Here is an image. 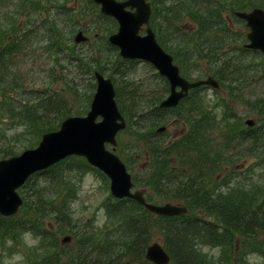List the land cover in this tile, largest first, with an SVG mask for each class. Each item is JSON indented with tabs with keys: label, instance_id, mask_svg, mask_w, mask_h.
<instances>
[{
	"label": "trees",
	"instance_id": "trees-1",
	"mask_svg": "<svg viewBox=\"0 0 264 264\" xmlns=\"http://www.w3.org/2000/svg\"><path fill=\"white\" fill-rule=\"evenodd\" d=\"M30 1L33 9L48 10L51 6V4L47 6V2L40 5V0ZM92 1L87 0L84 5L93 3ZM194 1H199L200 4L209 2L208 10L196 5H188V0H170V3L162 0L163 3H167L163 6L166 13L163 17L160 18L159 15L156 18V15L160 14L158 4L155 0H150L153 6V15L150 19L152 18L154 31L159 36L157 38L162 46L173 55L182 74L194 75L196 72L193 69H199V73L205 71L206 75H214L219 81V86L213 87L214 92L217 93L221 87H225L231 100L211 104L206 96L208 84L198 85L190 89L176 106L156 108L159 114L177 110L175 114L180 115L184 124L181 133L167 142L155 137V134L149 137H154L152 140L145 141V151L150 157L151 164L149 176L144 181L149 188L148 193L156 197V200H180L187 206V212L170 216L158 215L133 198L113 197V200L106 205L105 214L108 216V223L104 224L103 231L97 233L98 235H94L92 229L83 231L88 236H79L76 231L69 232V235L75 238V249L71 259L60 264H90L87 256L90 255L92 248L98 252L99 256L95 257L97 260L91 257L95 264H155L144 255L147 245L151 243L155 234L161 236L162 245L170 256L168 264H216L217 261L219 264H227L225 257L222 260L221 256L217 260L213 253L204 250L203 245L215 247L222 243L229 246L234 244V240L238 243L234 245L235 248L229 246L231 253L227 256L230 260L232 259L230 264H239L238 262L243 261L246 253L255 250L261 252L264 264V246H261L264 242L261 243L257 238L261 236L259 232L264 231V207L257 202L259 194L264 191V87L260 90L255 88L257 80L264 83V53L259 49L246 46L245 33L225 25L226 19L219 8L221 4L222 8L226 7L225 4L228 2L231 9H248L253 6H264V0ZM68 10L70 13L73 8L68 7L65 11ZM172 17H175L174 22ZM184 18H186L184 21L187 20L188 23L176 24V21ZM41 20V28L45 25L52 33L53 30L62 33L61 40L59 36L55 40L54 34L47 38L43 30L42 33H38V37L42 38L40 45L43 43L42 47L46 49L47 54L54 56L55 65L61 66L62 61L70 62L75 58L80 60L77 53L65 50L62 44V39L65 37L61 24L72 29H75L73 28L75 25L58 21L55 16L49 19L50 21L48 18ZM111 20V26H113L115 18ZM32 27H30L29 35L17 31L18 25H16L13 28L16 32L9 36L8 43L5 45L0 43V92L7 98V103L14 101L13 107H4L5 110H10L8 111L10 118L20 119L15 110V107H20V113L25 115L24 117L20 114L23 120L36 132L42 133L58 128L61 120L69 115L71 107L63 92H49L41 95L38 97L37 105L29 101L31 95L26 96L27 98L22 97L27 90L17 95L20 100L13 94L8 95L11 90L5 92L7 88L14 90L23 87V77L9 70L13 69L11 52L22 47L21 41L37 37L35 31L39 28ZM82 28L84 31L87 30V27ZM162 28L164 32H176L177 40L175 41L171 36L168 40L170 43L166 39H161ZM79 29L81 28L77 30ZM184 42L185 45H183ZM198 61L205 63V66ZM96 69L102 70L98 67ZM93 77L94 70L87 78L89 83ZM72 83L67 88H71L74 92L79 86L77 85V89L74 90ZM31 91L33 90H28L25 94H30ZM117 96L120 98L118 93ZM218 98L219 96L216 100ZM121 101L123 105L124 101L122 99ZM234 102H240L246 109L253 112L256 119L251 118L255 122L248 125L244 121L245 118L233 108ZM16 103L21 105L18 106ZM1 104L0 102V106ZM121 107L128 115L126 104ZM137 114H139L137 116H143L140 111ZM229 148H233L231 152ZM237 158L252 160L246 168L247 171L236 173L234 168L240 169L236 163L234 168L226 173V178L217 182L219 185L215 187V190L206 188L205 180H213L215 173L218 176L221 164L233 163ZM88 165L90 164L82 156L70 155L47 168L31 173L18 188L23 197V202L18 209L22 214L0 215L3 221L7 222V228L11 231H15V228L38 230L44 235L41 231L44 224L43 217L51 213L57 224L72 231L73 209L70 200L76 196L77 187L75 191L66 187V191L63 192L59 189L58 183L63 176L73 178L67 176L72 172L82 177L87 172ZM91 167L103 173L98 168ZM41 177L50 181L51 183L48 182L50 185L40 184ZM132 179L134 180V175ZM25 187L33 191L30 194L31 201H29V195L23 193ZM52 191L55 193L54 197L51 195ZM150 195L148 200L152 199ZM145 196L147 198L148 194L146 193ZM254 200L257 202L255 205ZM190 212L201 214L192 213L191 215ZM25 214L28 218L24 216ZM207 216L211 217L207 219ZM29 221L30 225L23 227L22 223ZM156 227L160 230L154 234ZM51 241L57 248L59 242L57 238L52 237ZM87 248L90 249L88 253ZM84 251L85 255H82ZM50 258L55 264L59 255L55 251Z\"/></svg>",
	"mask_w": 264,
	"mask_h": 264
},
{
	"label": "rangeland",
	"instance_id": "rangeland-1",
	"mask_svg": "<svg viewBox=\"0 0 264 264\" xmlns=\"http://www.w3.org/2000/svg\"><path fill=\"white\" fill-rule=\"evenodd\" d=\"M160 1L155 0V3L158 4V9L160 11V14H157L156 18H158L159 15L160 18L165 15L166 12L164 11L163 6L164 4L167 5V3H170V0H167V3H163L162 0ZM46 2L47 6L51 4L48 10L43 8L33 9L30 6V0L0 1V43H2V45L7 44L9 36L15 34L16 31L13 28L16 25H18L17 31L20 33H28L29 35L31 26H33L32 28H39L38 31H35V35L37 36L36 38L32 37L31 40L28 39L27 41H21L22 43L20 46L22 47L11 52L13 69L9 70L18 74L20 77H23V87H19L14 90H12V88H7L5 92L11 90L9 91L10 93H8V95L10 96L13 94V96L18 97L17 95L23 93V91L33 90L30 94H25L27 92L26 91L22 94V97H28L31 95L29 101L32 102V104L37 105L38 97L41 95H45L49 92L62 91L65 98L67 99L69 107H71L70 111L68 112L69 115L84 114L89 108L90 100L96 86L95 77L92 78L90 83L87 78L88 76H91V72H93L96 67L102 69L100 71H102L106 76L108 75L115 85L116 94L118 93L120 96V98L118 96L116 97L115 94V98L117 100L118 107L126 117L125 120L127 122L125 127L117 133L115 152L118 153L124 160L131 176L134 175L135 187L143 189L144 193L148 194V199L150 195L148 193L149 188L146 186V184H144V181L147 179V176H149V167L151 164L149 161L150 157H148L144 152L146 145L145 141L146 139L152 140L154 137H149L155 134V137H159L163 141L167 142L172 139L173 136L180 134L184 127L183 120L181 119L180 115L175 114L177 110L167 111L165 114H159L156 111L155 106H157V104L168 95V80L164 76L160 75L152 64L145 60L139 58L130 59L121 57L118 47L111 44L106 38L110 31H113L117 28V21L115 20V24L111 26V18L113 19V17L101 13L98 4L94 1H92L93 3H88L87 5H84L87 0H40L39 3L40 5H44ZM208 3L200 4L199 1L197 2L194 0H188V5H196L197 7L205 10H208ZM27 5H29V7H27ZM225 6L226 7L222 8L223 5L221 4L219 7L222 15L226 19L225 25L233 27V29L237 30L238 32L243 31L244 33H247L249 31V27L246 22L234 14V9H231V6L228 2L225 4ZM68 7L73 8L70 13L69 10L65 11L68 9ZM262 7L264 8V6ZM46 15L48 20L55 16L56 20L58 21H62L67 25H75L73 27L75 29H72L66 28L61 24L65 37V39H62V44L65 50L77 53L80 60L75 58L70 60V62L62 61L61 66L55 65L53 61L54 56L47 54L46 49L42 47L43 43L40 45L42 38L38 37V33H42L43 30L47 38L54 34L53 38L55 40L57 36H59L61 40L62 33H58L54 30L52 33L45 25L43 26L44 29L43 27H40L42 24L41 19H47ZM152 15L153 6L151 16ZM170 15L172 14L170 13ZM172 18L174 22L175 17ZM151 19V27L154 30ZM185 19L186 18L181 19V21H176V24L183 25L185 22L188 23L187 20L184 21ZM82 27H87L85 34L88 36V40L85 42L73 41V36L75 35L77 29ZM170 32H172V34H170ZM170 32H164V28H162V31L160 30V38L166 39L168 41L170 39L169 36H171L176 41L177 33L174 31ZM102 35L105 36V38L102 37ZM157 37L159 38L158 35ZM24 44L25 46L23 47ZM183 45H185V42ZM201 61L203 60L201 59ZM201 61H198V63H200L202 66H205V63ZM107 62L108 71L106 69ZM193 70H195L196 74L192 75L190 73L189 75L185 73L183 75L190 79L204 78L207 76L205 71L203 73H199V69ZM209 75L216 78L212 74ZM70 83H72L71 85L74 90L77 89V85L79 88L72 92L71 88H67ZM211 85L212 84L206 85V96L208 97L207 100L211 104L223 100H231L225 87H221L216 93L212 87L213 85ZM263 87L264 83H262L261 80H257L255 86L256 90H260ZM1 93L2 92H0V102L2 103V106H0V158H3L12 154L20 153L23 149L36 145L42 133L36 132L32 126H29L28 123L23 120L24 118L21 115L24 117L25 115L20 113V107H15L16 114L20 116V119L10 118L8 113L10 110H5L4 107H13L14 101L7 103V98ZM217 96H219V98L216 100ZM5 99L6 101L3 102ZM18 99L20 100L19 97ZM121 99L124 101V104H126L128 115H126L121 107L124 106V104L121 105ZM4 103H6V105H4ZM16 105L19 106L21 104L16 103ZM232 105L233 108H235L236 111L245 118L244 121H246L248 125L252 124V118L256 119V115L246 109V107H244L240 102H234ZM139 111L142 112L143 116H137L139 115L137 114ZM248 120L250 121L248 122ZM160 125L165 126L166 130L164 134L157 130L158 126ZM108 147L111 148L112 145L108 144ZM232 149L233 148H229V151L231 152ZM6 151L7 153H5ZM251 161V159L246 160L245 158H237V160H235L233 163L221 164L219 175L217 176V173H215L212 177L213 180H205L206 188H214L215 190V187L219 185L217 182L221 179H225L226 173L231 171L236 163L238 168H240H234L236 173L247 171L248 169L246 168L249 167ZM88 166L89 167H86L88 169L87 172H85L82 177L78 176L79 174L74 175L75 173L72 172V174L67 176H72L73 178H67L66 176H63L60 178L61 180H59L58 183L60 184L59 189L63 192L66 191V187L68 189L72 188L74 191L75 187H77L76 196L70 200L73 209V224L71 227L72 231H68V229H65L63 226L57 224L55 217H53L51 213H48L43 217L44 224L41 228V231H43L44 235L39 233L38 230L32 231L31 229L22 228H15V231L13 230V232L7 228V222L3 221L1 216L4 215L0 214V224L2 222L0 225V264H3L5 257H11L15 253H20L23 255L24 264H54L53 259L50 257L55 251L59 255V258L55 264H60L70 260L72 252H74L75 249L74 237L69 236L68 240L62 241V238L66 235H69V232L76 231L79 233V236H88L84 234L83 231H91L92 229V231H94V235H98L97 233L103 231L105 228L104 224L108 223V216L105 214L106 205L108 202L113 200L114 196L112 195L109 188V178H107L104 173L92 168L91 164ZM39 180H42L40 181V184L44 183L47 186H49V183H51L50 181L44 180L43 177L39 178ZM220 187L222 188V185H220ZM32 192V189L30 190L27 187H25L23 191L25 195L26 193L27 196L29 195V201L32 199L30 195ZM51 195L53 197L55 196L54 191H52ZM150 197L152 196L150 195ZM155 198L156 197H152V199L149 201L154 203H163L169 201L156 200ZM255 200L253 202L254 205L258 202L261 203L262 207H264V191L259 194L257 202H255ZM169 202L182 203L180 200H171ZM192 213L198 215L201 214L200 212ZM192 213L190 212L191 215ZM15 214L21 215L22 213L17 211ZM24 216L27 217V214ZM207 217V219H209L211 216ZM22 225L23 227H25V225H30V221L27 223L23 222ZM158 230H160L158 227L154 228V234L157 233ZM29 231L33 234V236L40 237L38 246H26L22 237L25 232ZM51 234H55V236H51ZM234 234L236 236V233ZM259 234L261 236H257V238L261 243H263L264 231H260ZM52 237L57 238L59 241L57 248L52 245L54 243L51 241ZM8 241H11V245L8 244ZM152 241H158L162 244L161 236L158 234L154 235L150 242ZM237 243V240H234V244L229 246H233V248H235L234 245H237ZM229 246L222 243H220V245H216L215 247L204 244L203 248L204 250L213 253L217 260H219L221 256L222 260L225 257L226 263L230 264L232 259L230 260L227 256L231 253V248H229ZM261 246H264V244ZM89 250L90 249L87 248V253ZM217 250L219 251L217 252ZM97 254L98 252L92 248L90 255L87 256V258L90 259V264H95L91 257H93L94 260H97L96 258L99 257ZM82 255H85V251ZM48 258L50 259L48 260ZM262 260L263 258L261 256V252L259 250H255L246 253L244 255L243 261L238 263L261 264ZM216 264H219V262L217 261Z\"/></svg>",
	"mask_w": 264,
	"mask_h": 264
},
{
	"label": "water",
	"instance_id": "water-1",
	"mask_svg": "<svg viewBox=\"0 0 264 264\" xmlns=\"http://www.w3.org/2000/svg\"><path fill=\"white\" fill-rule=\"evenodd\" d=\"M95 1L100 4L103 13L113 16L117 21V29L108 35V39L118 47L120 55L147 60L168 79L170 92L159 102V106L175 105L179 97L187 94L189 88L201 83L218 85L216 78L211 75L190 80L180 73L172 55L158 42L149 24L151 6L148 0ZM235 13L244 18L249 27L245 45L264 52V8L255 6L250 10H235ZM141 29L144 32H140ZM84 37L79 30L74 40L80 41ZM94 74L96 88L85 114L66 116L58 128L43 132L35 146L0 158L2 215H10L18 210L23 201L18 188L32 172L46 168L68 155H82L90 164L103 171L109 177L110 191L116 197L134 198L157 214L186 212L187 207L184 204L147 201L142 189L134 188L126 164L114 151L116 133L126 124L115 100L114 84L110 77L99 70L96 69ZM161 129L164 126L158 127V130ZM106 143L112 144V148H107ZM68 239L69 235H66L62 241ZM145 257L156 264H166L169 261L168 252L158 241L147 245Z\"/></svg>",
	"mask_w": 264,
	"mask_h": 264
},
{
	"label": "clouds",
	"instance_id": "clouds-1",
	"mask_svg": "<svg viewBox=\"0 0 264 264\" xmlns=\"http://www.w3.org/2000/svg\"><path fill=\"white\" fill-rule=\"evenodd\" d=\"M22 238L28 247H36L40 241V237L33 236L30 231L25 232ZM8 244L11 245V241H8ZM218 251L219 250H217V252ZM3 264H24V257L20 253H15L11 257H5Z\"/></svg>",
	"mask_w": 264,
	"mask_h": 264
},
{
	"label": "flooded vegetation",
	"instance_id": "flooded-vegetation-1",
	"mask_svg": "<svg viewBox=\"0 0 264 264\" xmlns=\"http://www.w3.org/2000/svg\"><path fill=\"white\" fill-rule=\"evenodd\" d=\"M98 6H99V4H98ZM105 15H108V14H105ZM81 32H82V34L85 36L82 40H80V41H75V42H85V41H87L88 40V36L85 34V31H84V29L83 28H81V29H79ZM79 30H77V31H79ZM76 31V32H77ZM107 36H108V34H107ZM107 36H106V38H107ZM102 37H104L105 38V36H103L102 35ZM108 39V38H107ZM106 69H107V71H108V62H107V65H106ZM108 76V75H107ZM170 91V85H169V90H168V92ZM168 94V93H167ZM187 95V94H186ZM186 95H183V96H181V97H179V99H178V102L180 101V99L181 98H183L184 96H186ZM178 104V103H177ZM156 108H171V107H174V106H169V107H166V106H155ZM162 126H164V125H162ZM161 127V126H160ZM165 126H164V129H161L160 130V133H164L165 132ZM144 152H145V154H147V152L144 150ZM107 178H108V176H107Z\"/></svg>",
	"mask_w": 264,
	"mask_h": 264
},
{
	"label": "bare ground",
	"instance_id": "bare-ground-1",
	"mask_svg": "<svg viewBox=\"0 0 264 264\" xmlns=\"http://www.w3.org/2000/svg\"><path fill=\"white\" fill-rule=\"evenodd\" d=\"M29 112H30V111H29ZM31 113H32V112H31ZM32 114H33V113H32ZM26 116H27V115H26ZM28 116H29V115H28ZM28 116H27V117H28ZM69 236H70V235H69Z\"/></svg>",
	"mask_w": 264,
	"mask_h": 264
}]
</instances>
